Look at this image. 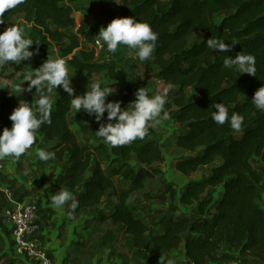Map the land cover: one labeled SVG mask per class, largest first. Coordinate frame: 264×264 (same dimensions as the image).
Returning a JSON list of instances; mask_svg holds the SVG:
<instances>
[{
  "label": "trees",
  "instance_id": "trees-1",
  "mask_svg": "<svg viewBox=\"0 0 264 264\" xmlns=\"http://www.w3.org/2000/svg\"><path fill=\"white\" fill-rule=\"evenodd\" d=\"M78 1L24 0L0 12L4 19L0 32L22 18L31 26L29 39L39 42L32 49L39 48L36 57L40 61L55 49L75 70L119 80L115 60H98L91 48L95 31L82 23L75 32ZM98 4L112 19L117 13L121 18L134 17L158 34L153 60L141 63L145 69L156 66L154 77L175 90L164 110L174 113L185 129L176 139L184 151L176 169L186 182L181 193L165 183L163 172L155 168L166 160L163 146L149 129L143 139L110 147L96 136L100 124L95 118L73 112L71 97L59 86L53 89L60 95L52 103V122L42 125L35 135L39 149L55 152L53 159L66 163L58 185L78 201L71 218L114 201L112 211H101L98 219L125 229L134 256L142 264H264V171L253 163L257 159L264 165V112L251 103L264 85V0H98ZM217 16H222L220 21ZM214 36L237 42L229 56L253 55L256 76L224 68V54L206 45ZM12 65L2 66L1 71ZM139 88L133 84L107 99L122 101L126 107ZM16 94L10 90L3 104L8 119L19 102L35 109L39 98L35 89ZM215 103H224L229 115L236 112L244 117L240 131L213 121ZM106 117L107 113L104 123ZM159 177L163 192L145 193L147 184ZM135 195L170 206L162 205L146 215L130 204ZM0 198L1 220L12 205L1 192ZM176 202L178 206L173 205ZM182 209L187 215L178 216ZM10 234L8 230L9 238ZM4 257L0 256V263ZM18 259L24 258L10 256L4 264H17Z\"/></svg>",
  "mask_w": 264,
  "mask_h": 264
},
{
  "label": "clouds",
  "instance_id": "clouds-1",
  "mask_svg": "<svg viewBox=\"0 0 264 264\" xmlns=\"http://www.w3.org/2000/svg\"><path fill=\"white\" fill-rule=\"evenodd\" d=\"M24 0H0V12L13 8ZM4 19L0 17V24ZM97 42H103L107 51L115 53L119 46H126L129 54L138 58L140 62L151 59L155 50L158 34L146 23L134 17H118L113 19L106 27H101ZM39 44L26 38L24 29L16 25L7 27L0 32V66L10 64L20 65L39 54V48L30 50V46ZM237 44L225 42L221 38H209L207 48L212 52L224 54L223 66L226 69H238L241 74L248 73L256 76L255 57L251 54L237 53L235 57L227 53ZM27 66V65H26ZM26 66L23 69H26ZM22 83L16 85L15 91L32 92L35 89L39 98L35 100V109L29 103H21L14 108L9 119L11 127H5L0 133V160L5 158L19 159L36 142L35 133L45 124H51L52 99L50 93L53 89L62 86L70 100V108L78 112H85L95 118L100 124L97 137L110 147H120L132 143L137 139H143L149 128L157 127L162 119H167L168 113L164 110L166 95H149L146 87L139 88L135 93V99L126 107H122V101L108 100L115 93L113 87L102 86L100 82L88 83L87 90L82 95H75L72 79L65 60L62 58H49L38 68L21 72ZM29 82L27 88L23 83ZM251 103L261 112H264V85L254 94ZM212 119L217 125L229 124L235 130L240 131L244 117L236 112L229 115L224 103H215ZM105 113H107L105 121ZM37 156L41 161H48L55 157V152L43 148L38 150ZM54 209L65 212L72 217L78 207V201L73 194L66 190H59L50 197ZM67 206V210H66ZM45 264L47 261L45 260ZM171 264V261L169 262Z\"/></svg>",
  "mask_w": 264,
  "mask_h": 264
},
{
  "label": "crops",
  "instance_id": "crops-1",
  "mask_svg": "<svg viewBox=\"0 0 264 264\" xmlns=\"http://www.w3.org/2000/svg\"><path fill=\"white\" fill-rule=\"evenodd\" d=\"M173 116L175 120L174 113ZM178 127L180 126L178 125ZM184 131L185 129H182L180 133ZM33 145L35 147L30 148L35 149V158L32 161L29 159L30 149L26 151L23 157H20L21 159L5 158L0 160V192L5 196L4 191L9 190L12 193H17L20 198V202L27 203L35 201L37 203L43 223L40 236L53 261V264H131L130 260L133 259L134 250L130 245L129 236L126 234L125 229L119 225H114L110 220L100 221L98 219V214L101 211L108 213L112 211L114 201H106L98 211L84 210L76 218L69 217L66 214V211L61 212L54 209L51 204L50 197L59 190L68 191L65 187L58 185L64 168L66 167V163H59L53 158L48 161H41L37 156V152L40 150L39 144L34 143ZM175 146L177 147L176 138ZM177 149L181 151L180 154L184 155V151L182 149L178 147ZM176 162L177 158L174 162L176 175L184 178L177 171ZM158 164L155 165V168ZM39 174L41 177L43 176V179L42 183L38 184L40 187L37 189L32 187V179ZM29 176L32 178L28 179ZM185 182L186 179H182L179 187H175V185L170 182L165 183L173 186L177 189L178 193H181V189ZM218 191L216 192L215 197L219 199L221 198V194L219 195ZM41 196L46 202V205L44 206L39 203ZM110 203L111 208L104 209L105 205ZM168 203L157 204H159L158 207L160 208L162 205L170 206ZM1 204L2 199L0 198V205ZM173 205L178 206V203H173ZM139 209L146 215L153 214L155 212V210L148 211L145 207ZM182 211V213L178 212L177 215H187L185 214L184 209H182ZM122 231L124 232L123 236L119 235ZM5 233L0 231V243H2V241L4 243L8 242V235ZM125 241L128 243L127 246ZM8 244L7 249L3 253H10L9 249H11V246ZM1 247L2 246L0 244V248ZM17 264L33 263L24 259H18ZM212 264L222 263L215 262Z\"/></svg>",
  "mask_w": 264,
  "mask_h": 264
},
{
  "label": "rangeland",
  "instance_id": "rangeland-1",
  "mask_svg": "<svg viewBox=\"0 0 264 264\" xmlns=\"http://www.w3.org/2000/svg\"><path fill=\"white\" fill-rule=\"evenodd\" d=\"M75 19H76V29L75 32L78 30L80 24L86 23L88 24L89 28L95 31V35H98L101 27H106L108 23H110L113 19L109 17V15L105 14L103 10L100 8L98 4V0H79L75 5ZM118 12V9L115 11ZM120 17L117 13L115 18ZM222 16H217L216 20L220 21ZM16 25L24 29V35L26 38H29V33L31 31V26L28 25L22 18H17L14 22L10 25ZM8 26V27H10ZM96 37V36H95ZM195 37L201 38V36L196 35ZM98 55V60H115L118 65V70L120 72V78L117 81H112L106 74H92L89 72L78 71L68 64L67 59L62 58L65 60L66 66L69 72V79H72V83L75 87L77 95H82L87 90L88 83L92 82H100L102 86H111L113 87V91L115 93L124 91L126 87L131 86L133 84H139L141 87H146L148 94H160L166 95V100H172V94L174 93V88L170 86H166L162 81L156 79L154 74L158 72L156 66L151 65L148 69H145L143 63L139 61L138 58L134 57L133 55L129 54V49L126 46H119L115 53H110L107 51L106 45L103 42L97 43V38H95V43L91 45V48H94ZM30 50L32 46H30ZM50 57L52 59L61 58L58 54V51L53 49L51 51ZM151 60L153 58L151 57ZM46 60L40 61L36 55L32 57L28 61L22 62L20 65L13 64L10 68H8L5 72L1 71L2 66H0V133H2L5 127H11L12 121L8 120L5 112L3 110V104L6 101L7 95L11 89L15 88L16 85L22 83V75L21 72L24 70H31L32 68L40 67ZM27 65V66H26ZM26 66V69H23ZM29 82L25 81L23 83V87L27 88ZM30 92H25V94H29ZM60 95L58 91H52L50 93V97L52 102L54 103L56 98ZM75 112V110H73ZM74 129V128H73ZM149 131L152 132V135L156 137L162 144L163 150L166 156V160L162 164H158L156 166L157 169L163 172V180L165 182H170L175 187H179L180 183L182 182L181 177H178L175 172L174 162L175 159L178 158L181 153L175 146V138L177 139L178 134L182 131L181 127H178L176 121L174 120L173 114H168L167 119H162V122L155 128H149ZM185 132V131H184ZM39 144V139L36 136L35 144ZM35 147L34 145L32 148ZM35 149H30L29 151V159L32 161L35 158ZM23 157V155H22ZM21 159V158H20ZM256 168L264 171V165L261 161L255 159L253 161ZM31 164V163H29ZM37 171V170H36ZM32 178L31 176L28 179ZM43 176L41 177L40 174L35 176L32 179V187L39 189L42 183ZM27 183V182H25ZM163 192V185L160 180V177L153 182H149L145 188V193L152 194L153 196H157ZM14 197L19 199L17 193H13ZM149 198L142 195V196H133L131 199V203L133 206H138V208L145 207L148 211H153L159 208V204H157L156 200H148ZM33 200V199H32ZM31 200V201H32ZM43 200V201H42ZM42 201V202H40ZM39 203L44 206L46 205L45 199L41 196V200ZM155 201V202H153ZM35 202V201H32ZM170 205V203H168ZM264 206V202H263ZM111 208V203L106 204L104 209ZM183 211L181 210V213ZM182 215V214H181ZM0 231L3 233H7L8 229L3 222V218L0 220ZM5 233V234H6ZM124 232H120L119 235L123 236ZM7 243L2 241L1 248H0V256H5L4 259L1 261L0 264H4L8 258L16 257L13 251V246L11 244V238L8 237ZM126 242V243H125ZM124 243L127 246V241ZM10 244L11 249L10 253H3L7 249V244ZM8 244V245H9ZM124 244V245H125ZM131 264H142V262L137 259L133 254V259L130 260Z\"/></svg>",
  "mask_w": 264,
  "mask_h": 264
},
{
  "label": "built area",
  "instance_id": "built-area-1",
  "mask_svg": "<svg viewBox=\"0 0 264 264\" xmlns=\"http://www.w3.org/2000/svg\"><path fill=\"white\" fill-rule=\"evenodd\" d=\"M4 194L13 205L3 215V222L11 232L10 237L14 254L33 264H45V260L47 264H53L40 236L43 223L37 203L19 202L9 190H5ZM228 264L246 263L234 261Z\"/></svg>",
  "mask_w": 264,
  "mask_h": 264
}]
</instances>
